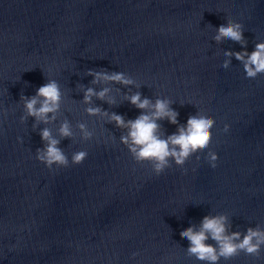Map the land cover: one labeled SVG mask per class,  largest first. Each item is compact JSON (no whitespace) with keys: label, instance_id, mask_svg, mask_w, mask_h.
Masks as SVG:
<instances>
[{"label":"clouds","instance_id":"obj_1","mask_svg":"<svg viewBox=\"0 0 264 264\" xmlns=\"http://www.w3.org/2000/svg\"><path fill=\"white\" fill-rule=\"evenodd\" d=\"M214 39L217 42L228 39L243 44V25L233 20H227L226 24L217 28V35ZM225 56H235V59L242 63L246 78L255 79L258 75L264 74V41L256 43L251 52L247 50L228 51L225 52ZM229 63L230 61H225L223 67L227 68ZM88 74L94 76L93 83L106 81L126 86L134 83L123 72H92L90 70ZM108 91L109 89L104 88L97 93L94 89L88 88L84 100L89 102L93 95L104 99ZM21 99L25 101V109L29 116L35 117L38 122L47 123L48 114L55 113L59 108L60 89L55 81L50 80L37 89L35 96H22ZM129 101L138 109L149 111H142L136 119L128 121H125L123 116L112 113L110 121H114L118 127L128 129L127 136H122L121 142L128 147L137 163L147 162L156 175H160L165 169L171 167L170 160L174 161L177 166H183L191 155L208 149L212 143L211 130L215 125L212 116H190L186 125L180 126L176 133L167 136V138H161L158 134L160 125L157 121L167 119L169 123L177 124L179 114L170 107V101L158 98L152 104L148 98L142 99L139 92L131 95ZM109 103L112 101L109 100ZM87 111L93 115L100 113L99 108H89ZM83 127L81 125V128ZM228 128L229 126L226 124L224 131H228ZM59 132L63 138H69L72 135L66 122L61 125ZM40 135L41 139L47 143L45 148L36 150V159L49 170H52L54 166L59 169L79 165L87 158L88 153L82 150L74 152L71 161H69L63 149L58 146L60 141L52 137L49 129L44 128ZM89 135L85 132V138ZM207 159L211 167L217 166L215 162L218 156L215 152H209ZM226 220L227 217L223 215L205 216L198 231L194 227L183 230L180 236L189 241L188 253L207 264H218L220 258L229 260L241 252L258 257L262 246H264V229L259 226L249 227L241 238L240 232L226 234ZM209 239L215 241V245L206 243Z\"/></svg>","mask_w":264,"mask_h":264}]
</instances>
